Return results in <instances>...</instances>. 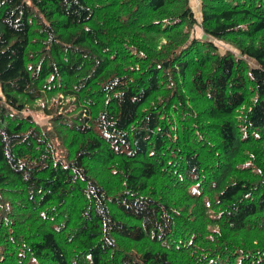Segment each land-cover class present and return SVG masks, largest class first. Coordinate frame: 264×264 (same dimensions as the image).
Listing matches in <instances>:
<instances>
[{"label":"trees","instance_id":"16d2710c","mask_svg":"<svg viewBox=\"0 0 264 264\" xmlns=\"http://www.w3.org/2000/svg\"><path fill=\"white\" fill-rule=\"evenodd\" d=\"M0 264H264V0H0Z\"/></svg>","mask_w":264,"mask_h":264},{"label":"rangeland","instance_id":"374dc122","mask_svg":"<svg viewBox=\"0 0 264 264\" xmlns=\"http://www.w3.org/2000/svg\"><path fill=\"white\" fill-rule=\"evenodd\" d=\"M191 6L192 9L194 10L195 14L197 15V17L200 15V0H191ZM195 35H197L198 37H200L202 35V31L200 27H196L195 31H194ZM216 45H218L221 49L222 52L225 51V49L229 48L228 45H226L225 43L221 42V41H217L215 40ZM34 118L37 120V122L41 125H44L46 123V119L39 114H34Z\"/></svg>","mask_w":264,"mask_h":264}]
</instances>
